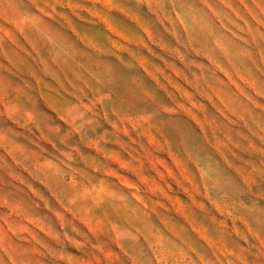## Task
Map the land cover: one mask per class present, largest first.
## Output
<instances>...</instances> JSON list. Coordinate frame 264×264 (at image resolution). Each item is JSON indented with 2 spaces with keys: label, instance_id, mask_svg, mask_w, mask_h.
Listing matches in <instances>:
<instances>
[{
  "label": "clouds",
  "instance_id": "obj_1",
  "mask_svg": "<svg viewBox=\"0 0 264 264\" xmlns=\"http://www.w3.org/2000/svg\"><path fill=\"white\" fill-rule=\"evenodd\" d=\"M0 264H264V0H0Z\"/></svg>",
  "mask_w": 264,
  "mask_h": 264
}]
</instances>
